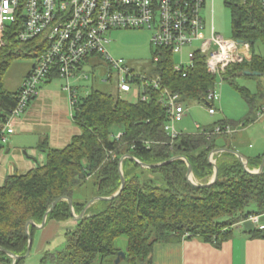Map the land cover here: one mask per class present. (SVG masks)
<instances>
[{
	"label": "trees",
	"instance_id": "16d2710c",
	"mask_svg": "<svg viewBox=\"0 0 264 264\" xmlns=\"http://www.w3.org/2000/svg\"><path fill=\"white\" fill-rule=\"evenodd\" d=\"M226 5L232 12L233 38L249 43L252 51L251 61L230 66L223 77L247 102V116L238 122L221 120L212 128L200 126L196 134L180 133L172 138L165 130L169 114L160 103V91L149 92V100L136 102L98 90L85 98L77 97L72 117L81 134L63 150L43 148V166L22 176L7 177L0 188V248L25 256L28 222L42 224L59 198L71 199L74 212L80 214L90 200L117 194L122 186L123 157L126 183L121 193L112 200L96 201L76 228L66 232L65 248L46 252L40 264H94L107 259L114 263L121 251L115 242L122 236L128 239L124 259L127 264H150L155 246L170 236L200 239L219 248L232 237L235 225L247 222L252 214H264V170L259 174L247 172L233 153L216 154L217 181L210 187H198L214 176L210 154L217 149L236 152L231 140L240 126L255 123L264 113V89L252 92L236 82L241 77H260L245 76L246 71L264 76V54L256 50L259 43L264 44L261 0H231ZM20 29L19 24L7 25L4 45L0 47V126L8 121L21 93V86L10 91L5 85L11 62L31 55L38 58L43 52L35 47L38 39L21 42ZM153 55L158 58L155 71L162 78V87L179 94L186 105L204 103L215 89L217 77L208 72L203 55L197 54L193 65L182 72L175 71L171 51L156 49ZM217 126H229L234 133L217 134ZM115 127L119 130L116 133ZM220 139L226 141L223 146L218 143ZM176 157L180 158L164 164ZM263 159L264 153L249 157L248 169L258 170ZM137 161L156 167L144 168ZM186 161L198 186L187 178ZM72 218L68 201L62 200L47 221ZM36 229L29 228L32 240ZM249 235L264 239V230L255 229ZM0 263L25 264V259L13 263V258L0 250Z\"/></svg>",
	"mask_w": 264,
	"mask_h": 264
},
{
	"label": "built area",
	"instance_id": "2783aa9c",
	"mask_svg": "<svg viewBox=\"0 0 264 264\" xmlns=\"http://www.w3.org/2000/svg\"><path fill=\"white\" fill-rule=\"evenodd\" d=\"M205 4L206 0H0V47L4 45L7 25L19 24L18 39L23 43L38 39L35 47L43 49L21 84L16 108L0 126V152L15 132L14 121L26 112L43 85L52 78L65 82L73 109L77 90L71 80H78L83 75L81 65L94 57L102 58L116 71L121 93L147 101L149 92L160 91V103L167 107L169 114L165 130L172 138L177 137L180 133L175 124L183 120L187 107L181 96L162 87L159 75L136 74L124 60L114 59L108 51L111 43L108 34L147 29L152 32L151 43L156 49H167L182 58L187 56L188 61L181 59L175 63V71H186L200 54L205 58L208 72L223 79L230 66L252 60L251 46L217 35L214 27L206 38L201 14ZM261 7L264 12V0ZM157 59L154 55L155 63ZM111 79L110 76L108 80L111 82ZM217 101L219 95L215 89L211 90L204 102L210 115L217 113ZM196 127L201 128L199 124ZM215 133L233 134L234 130L217 126ZM216 154H210L212 164H216ZM247 221L260 225V215L252 214Z\"/></svg>",
	"mask_w": 264,
	"mask_h": 264
},
{
	"label": "crops",
	"instance_id": "0c3cea01",
	"mask_svg": "<svg viewBox=\"0 0 264 264\" xmlns=\"http://www.w3.org/2000/svg\"><path fill=\"white\" fill-rule=\"evenodd\" d=\"M53 82L44 84L26 112L14 121L15 132L9 136L0 152V188L7 177L22 176L38 166H43L46 162L43 148L63 150L71 144L74 137L81 134V129L73 122V109L70 105L69 92L64 88L65 82ZM260 122H263L264 131V113L255 123L240 130L249 131ZM220 141L221 146L226 143L224 139ZM241 143L242 141L235 136L231 140L236 152ZM249 148L253 149V145L249 144ZM260 154L262 153L255 156ZM243 157L244 160L249 158ZM74 214L79 215L76 212ZM76 226L74 218L65 222L46 220L44 228L36 227L30 256L41 257L42 260L46 252L57 251L59 243L63 242V239L66 242V232L74 230ZM242 226L243 228H240L239 224L235 225L234 228L238 230H234L232 237L219 248L200 239L188 240L184 237L170 236L165 242L155 246L150 264H264V239H253L249 235L255 229L264 228V214L260 216V225L256 226L247 221ZM57 238L58 241L55 242Z\"/></svg>",
	"mask_w": 264,
	"mask_h": 264
},
{
	"label": "rangeland",
	"instance_id": "374dc122",
	"mask_svg": "<svg viewBox=\"0 0 264 264\" xmlns=\"http://www.w3.org/2000/svg\"><path fill=\"white\" fill-rule=\"evenodd\" d=\"M230 1L231 0H206V4L201 11L206 28L203 35L206 38L210 37L211 29L213 27L217 35H221L225 39L233 38L232 12L226 5V3H229ZM108 37L111 39L108 51L114 59L124 60L136 74H143L150 77L157 76L155 62L153 61V52L156 48L151 43L152 32L147 29L120 30L110 32ZM256 50L258 53L262 52L264 54V44L259 43ZM181 59L188 61L187 56L183 58L180 55L174 56L175 63L181 61ZM35 62L36 58L32 57V55L31 57L14 58L5 77L6 88L10 91H16ZM81 68L83 75L78 80H71V85L77 88V97L80 99L90 95L92 91L98 90L114 96H120L122 99L131 102L137 101L131 94H123L119 91L116 71L102 58L94 57L90 62L83 63ZM110 76L112 77L111 82L108 80ZM53 81V83L64 82L57 78ZM236 82L240 87L249 88L252 92H258L260 87L264 89V76L259 77L258 79L241 77L238 78ZM215 91L219 95V101L215 104L217 113L215 115H210L205 103H199L196 101L191 102L188 105L184 103V105L187 106L185 107L186 113L183 120L175 124L177 132L196 134L198 132L196 127L197 124L201 127L212 128L215 123L221 120L228 119L238 122L247 116L249 112L247 102L242 97L241 93L231 86L228 81H224L221 77H218ZM262 123L263 122L255 124L254 127L245 132H241V130H244L243 128L246 129V127L250 125L245 127L240 126L242 129L240 128L241 130L238 131L239 134L235 135L236 139L239 138L240 141H242L237 153H242L241 155L246 158H248L247 156L252 158L255 157L256 154L264 153V131ZM117 130L118 127H115L114 133L119 131ZM218 143L222 144L220 140ZM249 144L253 145V149L249 148ZM191 179L193 183L198 185V182L194 179L193 175ZM212 179L213 177L210 181ZM78 198L83 201L82 195L79 194ZM248 210L252 209L250 208ZM239 225L240 228H243L242 225H244V223H240ZM237 230L238 229L236 228L235 231ZM57 241L58 238L55 242ZM65 244V239H63V242L59 243V247H56L57 251L64 249ZM115 244L116 247L121 250L120 252L125 253L128 246V239L126 236H122L116 240ZM43 257L44 255L42 258ZM117 258L114 263L112 260L107 259L103 263L100 260H97L94 264H115ZM26 261V264H40L41 257L36 258L32 255L28 257ZM119 264H127V262L121 258Z\"/></svg>",
	"mask_w": 264,
	"mask_h": 264
},
{
	"label": "water",
	"instance_id": "95a60500",
	"mask_svg": "<svg viewBox=\"0 0 264 264\" xmlns=\"http://www.w3.org/2000/svg\"><path fill=\"white\" fill-rule=\"evenodd\" d=\"M244 75H245V76H248V77H258V76H261L262 74L259 73V72L246 71V72L244 73ZM207 105L211 106L210 104H207ZM213 152H215V153L230 152V153L235 154V155H236V156L242 161V163H243V165H244V167H245V170H246L247 172L251 173V174H259V173L263 172V170H264V159H263L262 164H261V166H260V168H259L258 170H256V171H250V170L248 169V167H247V162H248V161H247L246 159L244 160V157H243L242 155H240L239 153H237V152H235V151H233V150H230V149H217V150H215V151H213ZM179 158H180V157L173 158V159H171L170 161H168L167 163H164V164H168V163H170V162H172V161H174V160H176V159H179ZM124 159H125V157H123V158L121 159V161H120V173H121V177H122V186H121L120 191H119L117 194H115L114 196L109 197V198H103V197L101 198V197H97V198H95V199L90 200L89 203L86 205L85 209H84L79 215H77V216L74 214L73 201H72L71 199H69V198H66V197H64V198H59L58 200H56V201L53 203L51 209L46 213V215H45V217H44V220H43V222H42V224H41L40 226H37V224H35L33 221H29V222H28V224H27V226H26V232H27V234L29 235V246H28V250H27V253H26L25 256H17V255H14V254H12L11 252H8V251H6V250H4V249H2V248H0V250H1L2 252H4V253L8 254L10 257H12V258H13V263H15L16 261H19V260L27 259V258L30 256L31 249H32V243H33V240H32V238H31V236H30V232H29V228H30V226H35V227H39V228H44L49 213L52 212V211L54 210V208L56 207V205H57L60 201H62V200H66V201H68L69 206H70V208H71V210H72V214H73V218H74V220H75L76 222H79L80 220H82V219L84 218V216H85L87 210L90 208V206L93 205L96 201H99V200H103V201L105 200V201H108V200H112V199H114L115 197H117V196L121 193V191L124 189V187H125V183H126V182H125L124 175H123V172H122V163H123V160H124ZM137 162L140 163L143 167H148V168L156 167V166H146V165L142 164V163L139 162V161H137ZM186 162H187V165H188L187 178H188V180H189L193 185L198 186L197 184L193 183V181H192V179H191V177H192V167H191V165L189 164L188 161H186ZM160 165H161V164H160ZM160 165H157V166H160ZM213 166H214V168H215V173H214L213 179H212L209 183L204 184V185H200V186H198V187H201V188H204V187H210V186H212V185L217 181V178H218V168H217L216 164H213ZM117 257H118V258H117L115 264H119L121 258H122V259H125V258H126V255H125V253L119 252V254H118Z\"/></svg>",
	"mask_w": 264,
	"mask_h": 264
},
{
	"label": "bare ground",
	"instance_id": "6f19581e",
	"mask_svg": "<svg viewBox=\"0 0 264 264\" xmlns=\"http://www.w3.org/2000/svg\"><path fill=\"white\" fill-rule=\"evenodd\" d=\"M235 134H236V133H235ZM235 134H234V135H235Z\"/></svg>",
	"mask_w": 264,
	"mask_h": 264
}]
</instances>
